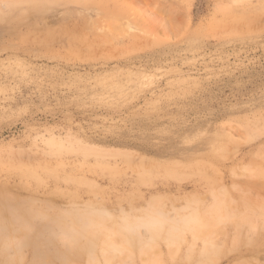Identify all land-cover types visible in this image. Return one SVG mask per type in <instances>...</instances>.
<instances>
[{"label": "rangeland", "instance_id": "rangeland-1", "mask_svg": "<svg viewBox=\"0 0 264 264\" xmlns=\"http://www.w3.org/2000/svg\"><path fill=\"white\" fill-rule=\"evenodd\" d=\"M0 264H264V0H0Z\"/></svg>", "mask_w": 264, "mask_h": 264}, {"label": "bare ground", "instance_id": "bare-ground-1", "mask_svg": "<svg viewBox=\"0 0 264 264\" xmlns=\"http://www.w3.org/2000/svg\"><path fill=\"white\" fill-rule=\"evenodd\" d=\"M101 212L102 215L98 218L89 214L80 218L78 220V226L74 224L70 225L68 235L73 236L72 234L75 235L79 233L83 236L88 235V237H102L104 244H106L113 253L117 254L133 252L132 248L134 242L132 236L138 235L143 237L139 230H143L146 236L145 239H140L139 244L141 246H148L163 234H166L168 239L177 238L178 236L176 234L180 233L182 230L191 229V224L196 223L197 221L195 219H198V216L194 214L184 220L183 226L180 225L179 221L175 224L168 225L166 224V216L162 211H151L145 217H139L133 220L129 216H123L119 223L108 224L102 221L108 217L107 211ZM115 236H123V241L121 243H116L113 239ZM89 241L92 243L94 240L90 238Z\"/></svg>", "mask_w": 264, "mask_h": 264}]
</instances>
